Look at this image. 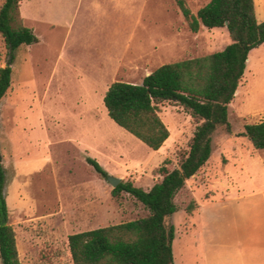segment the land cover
<instances>
[{
  "label": "rangeland",
  "instance_id": "374dc122",
  "mask_svg": "<svg viewBox=\"0 0 264 264\" xmlns=\"http://www.w3.org/2000/svg\"><path fill=\"white\" fill-rule=\"evenodd\" d=\"M209 1L188 4L196 14ZM20 3L38 41L15 51L12 85L0 103L8 222L16 230L22 264H74L69 235L149 214L127 192L114 197L107 177L87 157L108 174L147 190L161 180L157 170L165 160L170 169L179 166L197 126L184 106L159 103L170 136L153 150L109 116L104 96L110 84L142 83L165 63L222 50L231 40L225 27L192 31L174 0ZM263 9L257 3L259 14ZM7 58L0 34V67ZM248 59L240 93L229 108L232 133L218 129L210 160L176 197L179 209L168 220L176 226L175 264H201L207 238L221 252L239 245L237 226H246V217L234 203L223 205L217 197L238 182L245 191L264 185L257 165L264 150L238 136L245 124L264 120V43ZM192 200L198 207L189 213ZM201 203L205 216L199 220ZM249 218V225H257ZM194 224L196 232L186 235Z\"/></svg>",
  "mask_w": 264,
  "mask_h": 264
},
{
  "label": "trees",
  "instance_id": "16d2710c",
  "mask_svg": "<svg viewBox=\"0 0 264 264\" xmlns=\"http://www.w3.org/2000/svg\"><path fill=\"white\" fill-rule=\"evenodd\" d=\"M190 29L225 27L230 43L222 50L165 63L142 83L114 81L104 96L109 116L149 148L159 150L170 130L159 114L158 104L176 102L197 121L189 151L178 167L165 160L158 168L162 176L150 189L122 181L113 188L119 197L127 192L137 198L149 214L134 220L98 227L69 235L74 264H175L176 226L168 220L178 211L177 195L210 160L218 129L232 133L230 104L246 72L250 52L264 43V21L256 14L255 0H210L195 14L188 0H174ZM20 0H4L0 7V34L7 47V64L0 67V103L12 85L15 51L38 41L21 15ZM238 136L264 150V120L244 125ZM90 163L101 175L108 172L93 157ZM6 172L0 157V257L2 264H22L17 233L8 222L5 195ZM198 204L187 206L191 213Z\"/></svg>",
  "mask_w": 264,
  "mask_h": 264
},
{
  "label": "crops",
  "instance_id": "0c3cea01",
  "mask_svg": "<svg viewBox=\"0 0 264 264\" xmlns=\"http://www.w3.org/2000/svg\"><path fill=\"white\" fill-rule=\"evenodd\" d=\"M257 3H262L264 7V0H255L257 18L259 21H264V9L262 14H259L257 12ZM20 8L22 9V6H20ZM21 12L24 19H26L23 9ZM238 91L237 94L240 93V91ZM240 164L244 166L245 160H242ZM257 165L260 166V170L264 175V160H257ZM253 181L255 180L253 179ZM217 198H219V202L223 205L228 202L234 203V207L239 209L242 219L246 217L248 224L246 226H237L236 234L240 236L241 241L239 245L235 244L234 246L225 248V251L221 252L215 249V246L211 243V239L209 238L203 241L204 258L201 264H264V185H253L251 190L245 191L238 182V184L230 186L225 193H220ZM214 200H212V202H214ZM240 201L243 202L239 203ZM204 204L205 203L200 204L199 220H202L205 216L204 208L206 206ZM249 217H252L257 225H249ZM197 227V224L192 225L185 231V234L192 237Z\"/></svg>",
  "mask_w": 264,
  "mask_h": 264
},
{
  "label": "water",
  "instance_id": "95a60500",
  "mask_svg": "<svg viewBox=\"0 0 264 264\" xmlns=\"http://www.w3.org/2000/svg\"><path fill=\"white\" fill-rule=\"evenodd\" d=\"M149 74H150V72L147 75H149ZM106 177H107V180L109 181V183L113 186V188L117 187L122 182L121 177H118V176H115L112 174H108Z\"/></svg>",
  "mask_w": 264,
  "mask_h": 264
},
{
  "label": "bare ground",
  "instance_id": "6f19581e",
  "mask_svg": "<svg viewBox=\"0 0 264 264\" xmlns=\"http://www.w3.org/2000/svg\"><path fill=\"white\" fill-rule=\"evenodd\" d=\"M239 92V91H238Z\"/></svg>",
  "mask_w": 264,
  "mask_h": 264
}]
</instances>
